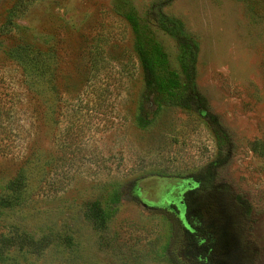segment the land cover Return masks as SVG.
Here are the masks:
<instances>
[{
    "label": "rangeland",
    "instance_id": "374dc122",
    "mask_svg": "<svg viewBox=\"0 0 264 264\" xmlns=\"http://www.w3.org/2000/svg\"><path fill=\"white\" fill-rule=\"evenodd\" d=\"M165 18L197 45L193 83ZM202 176L188 197L220 263L264 264V0H0V200L22 189L0 264H186L179 205Z\"/></svg>",
    "mask_w": 264,
    "mask_h": 264
},
{
    "label": "trees",
    "instance_id": "16d2710c",
    "mask_svg": "<svg viewBox=\"0 0 264 264\" xmlns=\"http://www.w3.org/2000/svg\"><path fill=\"white\" fill-rule=\"evenodd\" d=\"M247 3L250 0H243ZM165 18L162 20V30L173 37L179 44L180 52H179V63L182 68V72L186 78V80L190 83H193L194 69L193 64L196 59V50L197 45L193 43L190 37L182 31L178 24L174 23L172 19ZM129 21H132L130 19ZM139 41V40H138ZM141 44H138L137 51L138 57L140 60L141 68L144 75V80L146 81L147 90H153L157 86L158 74L156 72L154 64L151 62L148 54L143 50ZM179 105L186 111L192 110L190 106L189 100L184 96L178 102ZM160 111V110H159ZM196 112V110H195ZM136 120L142 127H146L148 124L146 123V117L143 112L139 110V113L136 116ZM213 120V119H206ZM218 120V119H214ZM209 127L216 136L220 147L223 144L224 135L222 132L221 124L215 123L212 121H208ZM214 170V169H213ZM207 171V170H204ZM209 171V170H208ZM202 180H196V184L191 188H187L188 194H193L197 192L199 186L201 187L205 184ZM20 188V180L13 179L5 188L6 198L0 200V211L13 208L14 205L21 199V191L16 192ZM116 196L113 194L108 199L109 203L114 202ZM116 201V200H115ZM110 204L104 207L102 204L97 203L94 206L96 209V217L98 221L103 218H109L111 209ZM179 210L183 215V229H184V246L182 248V259L186 261V264H221V260L223 259V248L226 245L225 236L223 232H220L219 227L216 223L211 221V219L206 218L201 212L199 207H196L195 201L190 197L179 205Z\"/></svg>",
    "mask_w": 264,
    "mask_h": 264
}]
</instances>
